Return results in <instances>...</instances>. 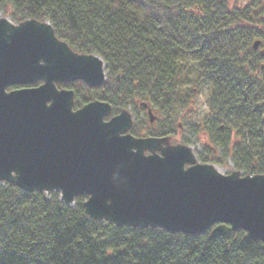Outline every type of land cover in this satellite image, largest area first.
Instances as JSON below:
<instances>
[{"label": "trees", "instance_id": "1", "mask_svg": "<svg viewBox=\"0 0 264 264\" xmlns=\"http://www.w3.org/2000/svg\"><path fill=\"white\" fill-rule=\"evenodd\" d=\"M0 7L13 24L47 21L72 51L101 58V86L56 85L72 90L73 110L99 100L110 117L129 107L132 136H178L188 146L203 136L199 162L228 159L242 176L264 175V52L253 48L257 38L264 43L262 0L232 8L227 0H0ZM202 92L207 113L184 120ZM86 199L67 205L58 192L0 182V264H264V244L241 229L213 237L211 229L116 226L88 217Z\"/></svg>", "mask_w": 264, "mask_h": 264}, {"label": "water", "instance_id": "2", "mask_svg": "<svg viewBox=\"0 0 264 264\" xmlns=\"http://www.w3.org/2000/svg\"><path fill=\"white\" fill-rule=\"evenodd\" d=\"M104 78L103 61L72 51L47 21L0 18V182L59 192L67 205L87 195L85 214L116 226L191 235L211 228L213 237L241 229L264 244V175L224 176L195 163L188 146L135 138L126 110L108 120L106 102L72 110L73 92L55 85L81 80L92 88Z\"/></svg>", "mask_w": 264, "mask_h": 264}, {"label": "rangeland", "instance_id": "3", "mask_svg": "<svg viewBox=\"0 0 264 264\" xmlns=\"http://www.w3.org/2000/svg\"><path fill=\"white\" fill-rule=\"evenodd\" d=\"M227 1H228V7L229 8L243 7L246 4H250V2H253V0H227ZM262 3L264 4V0H262ZM9 10H10V8H7V12ZM0 18H4V19L9 20L7 15L4 13V9L1 7H0ZM256 27L260 28L259 25H257ZM256 40L259 42L256 49L259 52H264V43L259 38H257ZM104 73L106 76L105 70H104ZM204 99H205L204 93L202 92L191 103L190 107L187 110L181 112V114L185 117L184 120H189L190 122H196L198 119H201L203 116H205V114L207 113V107L205 105ZM127 111L130 113V116L132 117V112H131L130 108H128ZM106 119H107V117H105L104 120H106ZM181 123H182V121L180 120L179 125H181ZM203 143H204V137L201 136L200 139L198 141H196V145L189 146V148H190V150L194 156L195 163H198V164H206V163L199 162V160L197 159V153L202 151L201 145ZM161 145L164 147H175V146H180V145L183 146V144L181 143V140L178 136H170V137L164 138L161 141ZM208 164H211L217 172H219L221 175H224V176L230 175L233 172H237L234 170L232 162L228 159H226V160L223 159V160H221L220 163H208ZM237 173L240 177H242V172H237Z\"/></svg>", "mask_w": 264, "mask_h": 264}, {"label": "flooded vegetation", "instance_id": "4", "mask_svg": "<svg viewBox=\"0 0 264 264\" xmlns=\"http://www.w3.org/2000/svg\"><path fill=\"white\" fill-rule=\"evenodd\" d=\"M61 89H65V88H61ZM68 90V89H67ZM72 91V90H71ZM141 103H143V102H141ZM141 103H138V105L141 107V108H143V111H144V113L147 115V110L141 105ZM149 106V108H151L150 107V105H148ZM129 108V107H128ZM127 108V109H128ZM131 110V109H130ZM151 111H152V108H151ZM132 112V111H131ZM153 113V112H152ZM129 115H130V113H129ZM155 116V115H154ZM130 118H131V122L133 123V114H132V117L130 116ZM156 120V116H155V119L153 120V122L152 123H150V124H153L154 123V121ZM151 138H157V139H160V140H163L164 138H158V137H151Z\"/></svg>", "mask_w": 264, "mask_h": 264}]
</instances>
